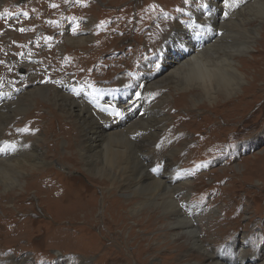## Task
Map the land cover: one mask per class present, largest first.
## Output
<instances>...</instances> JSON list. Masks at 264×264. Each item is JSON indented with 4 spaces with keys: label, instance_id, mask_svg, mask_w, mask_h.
I'll return each mask as SVG.
<instances>
[{
    "label": "rangeland",
    "instance_id": "374dc122",
    "mask_svg": "<svg viewBox=\"0 0 264 264\" xmlns=\"http://www.w3.org/2000/svg\"><path fill=\"white\" fill-rule=\"evenodd\" d=\"M208 1H0V93L11 95L17 91L16 97L20 98L16 102L18 108L9 112L10 122L2 125L5 133L1 139L14 145L27 140L26 143L38 146V159L51 163L37 179L29 176L35 173V168L29 170L25 166L22 180L12 188L14 200L4 196L10 189L0 186V257L18 264H68V261L70 264H173L171 259L176 252L166 250V245L174 239L166 224L137 222L140 213H134L137 218L132 217V201L136 196L115 190L107 176L112 150L126 146V138L113 136L106 144L107 156L94 158V168L89 172L79 149L77 128L70 127L67 118L58 121L52 116L53 113L65 116L51 101L71 79L82 86L103 85L110 92L130 95L140 86L139 81L154 77L155 83L146 86L151 91H157V85L162 86L161 98L168 103L176 102L174 107H164L168 122L163 131L172 124L171 128L177 132L162 135L167 141L173 140L171 144L188 156L180 163V170L193 174L192 182L206 176L194 188L201 197L190 200L193 194L190 191L187 197L179 199L200 204L204 210L197 228L201 231L202 246L210 254H224L226 264L239 263L242 251L260 256H254L252 264H264V22L252 19L256 3L252 1L240 16L232 15L218 28L229 38L226 47L230 48L215 49L217 58L233 56L236 66L242 69L238 92L227 105H223L228 101L223 96L209 104L196 88L190 89L188 99H175L184 93L183 77L180 71L169 73L175 69L178 58L186 54L182 45L169 40V35L175 28L189 26L199 35L191 17L200 7L209 9ZM224 1L218 0L219 5ZM260 3L264 6V0ZM251 25L258 28L257 34L243 31L242 28ZM66 32L93 41L84 54L71 53L77 56L62 62L66 49L72 48L66 42ZM14 34L18 36L17 42L12 39ZM44 34L47 38L39 44L38 55L55 50L53 55L45 54V58L29 55L34 42ZM247 40L251 48L238 52ZM96 49L100 50L95 52ZM249 59L262 64L247 67L244 61ZM254 68L262 70L260 75L255 74ZM32 81L36 83L33 85ZM5 86L8 88L4 89ZM24 93V100L28 101L22 102L20 94ZM192 96L200 102L187 108L186 103L193 104ZM134 112L141 115L140 110ZM27 117L32 119L26 123ZM158 142H153L150 152L155 164L173 146ZM31 154L24 152L15 158L28 165L34 162ZM186 160L189 163L183 165ZM26 183L34 188L23 194ZM112 200L122 202L116 205L117 209L128 203L129 206L116 216L118 210L113 208ZM142 210L155 211L157 218L165 215L159 205L138 208ZM91 212L94 220L84 222L83 215ZM209 221L220 226L209 230ZM180 243L192 250L195 257L204 255L191 249L189 242Z\"/></svg>",
    "mask_w": 264,
    "mask_h": 264
},
{
    "label": "bare ground",
    "instance_id": "6f19581e",
    "mask_svg": "<svg viewBox=\"0 0 264 264\" xmlns=\"http://www.w3.org/2000/svg\"><path fill=\"white\" fill-rule=\"evenodd\" d=\"M0 1L4 3L6 0ZM252 1L256 3L254 5L256 11H252V19H261L263 23L264 6H262L263 4L261 5V0H229L227 3L224 1L222 6L219 5L218 0H209L206 2L209 9L204 10L203 7H200L193 12L191 17L193 19L192 25L197 28L199 35L196 36L193 33V27L191 28L189 25L186 29L175 28L174 32L169 35V40L176 41L182 45L186 54H189L187 56L184 54L182 55L183 58H178L175 69L169 72L170 74H174L180 71L179 74L183 77L184 93L180 94L175 99H188L190 89L196 88L201 92L200 95L204 97L209 104L214 103L220 96H223L228 100L223 105H227L230 98L237 94L242 80V69L236 66L233 56L225 55V58H217L215 49L225 48L226 43L229 41V38L223 36L218 28H221L232 15L240 16V13L246 10V5ZM92 5L91 9L94 7ZM1 7L2 6H0V8ZM205 12L208 13L206 17H204ZM40 15L41 14H39V19L42 18ZM165 26H167V29L169 28V25L166 24ZM30 27L26 28V31H28ZM242 29L246 34L252 35L258 33V28L256 26ZM212 31L217 32V34L212 35ZM67 34L66 32V42L69 43L72 48L66 49L62 62H66L70 58L77 56H71V53L84 54V51L88 49L89 44H92L93 41H90V37L76 38ZM164 36L165 34L163 37ZM17 37L18 36L14 34L12 39L16 41ZM39 38L38 41L34 42L35 45L30 49L29 55H36L40 58H45V54L48 56L53 55L55 50H48L38 55L37 50L39 44L43 39L47 38V34L41 35ZM156 39H158V37ZM249 44L248 40L242 43L241 50L238 52L242 53L249 50L251 48ZM228 47L229 46L225 49ZM99 50L100 49H96L95 52ZM67 56H69L68 59ZM214 56L216 57L213 58ZM262 61L263 64L256 62L254 59H249L248 61H244V63L247 64V67L250 65L255 66L258 63L264 65V59H262ZM253 70H255L256 75H260L262 71L261 69L256 70V68ZM56 71L58 72L60 70ZM55 75L57 74L55 73ZM35 83L36 81H32L33 85ZM139 83L140 86L136 88L135 92L131 91L130 95H120V93L110 92V89L106 90V87L103 85L83 84L82 86L76 84V82L71 79L69 83L65 84L62 88L59 86L56 87L57 89H61H59L60 94L55 95L51 101L53 107L64 112L66 117H58L53 112L52 116L58 121L67 118L69 120V126L73 129L77 128L79 149L81 150V156L85 160V167H88L89 172L94 168V158H100L104 156V154L107 156L106 144L111 141L113 136L117 135L118 138H126V146L112 150L111 155H113V157L112 159L110 158L111 168L107 176L110 177L109 179L112 185L116 187L115 190L136 196L134 201H132L134 206L132 217L140 213L139 216L137 215V217H139L137 222L143 223V221L146 220V223L151 225H156L159 221L166 224L168 228L167 231H171L169 234L170 237L174 239L171 243L166 245V250H174L176 252L171 259L173 264H226L223 262V259H226L224 254H210L204 249V246H202L199 240V233H201V231L199 232L197 228L200 227L199 220L204 212L201 205L191 204L189 200H184L185 202L179 201V199L187 197L190 191H193L190 200L201 197L195 194L196 191H194V188L200 185L206 176H200L195 182H192L193 174L186 171L183 172L179 168L180 163L188 156L185 157V153L181 152V149H176L175 146L171 144L173 140H165L166 136L172 135L177 129H172V124H169L167 129L163 131L164 124L168 122V115L164 107L167 105H169V107H174L176 102L168 103L163 97L161 98L162 93L159 89L163 88L162 86L157 85V88H159L157 91H151L150 88L146 86L148 83V86H151V83H155L154 77L143 79L139 81ZM6 88H8V86L4 87V89ZM62 90L65 92H61ZM18 94L19 92L17 91L11 95L0 93V186H7L10 189L4 196L13 200L15 199V191H13L14 189L12 188H14V185H19L20 180H22L24 174L22 172L25 166H27L29 170L30 168H35V173L29 176L37 179L39 176L42 177L45 174V171L48 170L46 168L51 164L47 159H38L39 155L37 152L39 148L37 145H30L26 143L27 140L25 142L23 140L14 145L1 139L2 135L5 133L2 132V125L10 122L11 117L9 112L17 107L16 102L20 100V98L16 97ZM20 95L23 98L22 102L28 101L26 99L24 100L26 97L25 93ZM191 98L193 99V104H190L192 101L189 103L190 106L186 103L187 108L200 102L193 98V96ZM119 100H123V103H120ZM75 109H77V111H75ZM132 109H134V111L140 110L141 115L131 111ZM117 112L119 115H116ZM29 119H32V117H27L26 123ZM233 120L236 122L238 119ZM62 123L65 124L64 122ZM139 123H144L145 125L138 128L133 127V125ZM162 134H164L165 137H163ZM178 134H180L179 131ZM58 136L60 137V134ZM151 140H157L159 141L158 143L163 145H173L166 154L160 156L157 164L154 163L155 158L150 155L151 146L154 142ZM161 148L159 150H161ZM24 152H32L31 155L34 158V162H28V165H26L27 163L16 160V156ZM148 162L149 164H147ZM188 163V160H186L183 165H187ZM62 167L66 168V165L63 164ZM29 183L25 184V188L22 191L23 194L26 192L29 193L28 191H32L34 188V185ZM208 186L209 185H207V187ZM138 192L144 193L142 195H137ZM57 194H61V192ZM112 201L115 204V206H113L115 210L122 203L120 201ZM148 205H159V207H163L165 210L164 217L157 218L155 211L151 213H147L143 210L138 211L139 207ZM125 206H129V203L127 205H121L117 209L116 216L122 213L121 211ZM83 219L84 222H92L94 220L92 212L83 215ZM219 226H214L210 221L207 224L209 230H212V228L215 230ZM181 240L189 242L192 247L191 249L201 251L204 255H198V258L195 257L192 250H188L180 243ZM256 255L258 254L242 251L239 256V263L237 264H252V258ZM258 258H260V256ZM230 260H232V258L228 261ZM0 264L18 263L11 262L5 259V257H0ZM68 264H70L69 261Z\"/></svg>",
    "mask_w": 264,
    "mask_h": 264
},
{
    "label": "snow or ice",
    "instance_id": "6c2138e0",
    "mask_svg": "<svg viewBox=\"0 0 264 264\" xmlns=\"http://www.w3.org/2000/svg\"><path fill=\"white\" fill-rule=\"evenodd\" d=\"M225 2L227 3V0H225ZM157 67H159V66H157ZM116 115H119V113L117 112Z\"/></svg>",
    "mask_w": 264,
    "mask_h": 264
}]
</instances>
